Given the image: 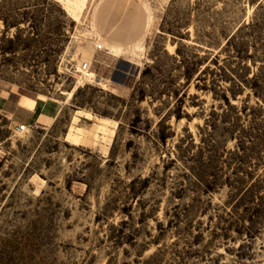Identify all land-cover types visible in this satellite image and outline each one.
Masks as SVG:
<instances>
[{
  "label": "rangeland",
  "instance_id": "rangeland-1",
  "mask_svg": "<svg viewBox=\"0 0 264 264\" xmlns=\"http://www.w3.org/2000/svg\"><path fill=\"white\" fill-rule=\"evenodd\" d=\"M0 94V264H264V0H0Z\"/></svg>",
  "mask_w": 264,
  "mask_h": 264
},
{
  "label": "crops",
  "instance_id": "crops-1",
  "mask_svg": "<svg viewBox=\"0 0 264 264\" xmlns=\"http://www.w3.org/2000/svg\"><path fill=\"white\" fill-rule=\"evenodd\" d=\"M0 111L29 124H49L59 113L60 105L49 98L0 94Z\"/></svg>",
  "mask_w": 264,
  "mask_h": 264
},
{
  "label": "built area",
  "instance_id": "built-area-1",
  "mask_svg": "<svg viewBox=\"0 0 264 264\" xmlns=\"http://www.w3.org/2000/svg\"><path fill=\"white\" fill-rule=\"evenodd\" d=\"M96 47L98 49L102 48L103 47V44L102 43H98L96 45ZM81 74L83 77L85 78H91L92 75H93V72L91 71V66H90V63L88 61H85L81 64L80 68H79ZM29 124H27L26 122H23V123H17L15 125V130L17 132H24L26 130L29 129Z\"/></svg>",
  "mask_w": 264,
  "mask_h": 264
},
{
  "label": "trees",
  "instance_id": "trees-1",
  "mask_svg": "<svg viewBox=\"0 0 264 264\" xmlns=\"http://www.w3.org/2000/svg\"><path fill=\"white\" fill-rule=\"evenodd\" d=\"M238 35H237V33H235V34H233L229 39H228V41H227V43H226V45L228 46V47H231V49H232V47H234V43L232 42V40H234V38L235 37H237ZM236 50H237V48H236ZM235 50V51H236ZM239 50H237L236 52H238ZM239 53V52H238ZM238 58H240L241 56L239 55V54H237L236 55ZM211 61L212 62H218L219 61V56L217 55V54H215L212 58H211ZM253 78H254V76H253ZM256 80V79H255ZM254 88L255 87H257V85H258V83H256L255 81H254ZM213 181H215V180H213ZM213 181H211V182H213Z\"/></svg>",
  "mask_w": 264,
  "mask_h": 264
},
{
  "label": "bare ground",
  "instance_id": "bare-ground-1",
  "mask_svg": "<svg viewBox=\"0 0 264 264\" xmlns=\"http://www.w3.org/2000/svg\"><path fill=\"white\" fill-rule=\"evenodd\" d=\"M86 113H87V115H90V113H89V112H86ZM68 135H69V134H68ZM74 136H75V135H74ZM74 136H73V137H74ZM78 136H79V135H78Z\"/></svg>",
  "mask_w": 264,
  "mask_h": 264
}]
</instances>
